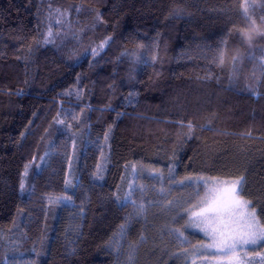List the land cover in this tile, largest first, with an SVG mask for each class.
I'll return each mask as SVG.
<instances>
[{"label": "trees", "instance_id": "1", "mask_svg": "<svg viewBox=\"0 0 264 264\" xmlns=\"http://www.w3.org/2000/svg\"><path fill=\"white\" fill-rule=\"evenodd\" d=\"M260 31L264 0H0V264H180L195 180L264 224Z\"/></svg>", "mask_w": 264, "mask_h": 264}, {"label": "snow or ice", "instance_id": "2", "mask_svg": "<svg viewBox=\"0 0 264 264\" xmlns=\"http://www.w3.org/2000/svg\"><path fill=\"white\" fill-rule=\"evenodd\" d=\"M253 31L255 29L245 32L249 46L255 39ZM258 34L264 36V31ZM218 56L222 65L225 53L221 51ZM238 59L239 56L233 55V61ZM241 182L242 179L230 184L213 181L201 201L199 211L192 214L195 225H204L202 230L210 236L211 243L205 247L215 248L217 253L228 259V264H239V258L234 255L239 246L255 245L258 241H264V227L256 219L255 210L248 211L250 202L239 196L237 186Z\"/></svg>", "mask_w": 264, "mask_h": 264}, {"label": "rangeland", "instance_id": "3", "mask_svg": "<svg viewBox=\"0 0 264 264\" xmlns=\"http://www.w3.org/2000/svg\"><path fill=\"white\" fill-rule=\"evenodd\" d=\"M135 170H137V168H135ZM136 174L137 172H135L133 169H130L126 174V176L123 178V186L121 193L123 195L124 201H130L129 188L131 187V183L135 181L134 179ZM195 181L201 182V186L203 187V190L200 191L199 193H194L188 190V192L185 193L184 196L185 198L191 200V202L185 205V207L184 204L186 202L184 200L175 203L176 204L175 214H178L180 216L182 215L181 213L183 212V210H185V216L184 219L182 220L183 221L182 223L185 226H187L188 229L192 231H196L199 234H201L204 237V245L195 246L192 249L186 250L183 254H180L179 258L180 260H182L180 264H185V263L186 264H228V259L217 253V250L215 248L205 247L206 245L211 243L210 236L206 235L205 232L202 230L204 225H201V227H197L193 222L192 214L193 212L199 211V206H202L201 201L204 198L205 193L208 190V187L212 185L213 180H195ZM219 181L228 182L230 184L231 182L237 180H231V181L219 180ZM26 187H27V182L24 179L22 182V189L25 190ZM237 187L239 190V185ZM188 197H191L192 199ZM247 210L252 211L253 209H251L248 206ZM256 219L258 220L257 216ZM260 225L264 227V224L260 223ZM234 255H236L239 258V264H264V241H258L257 244L255 245L239 246ZM257 260H259V262H257Z\"/></svg>", "mask_w": 264, "mask_h": 264}]
</instances>
